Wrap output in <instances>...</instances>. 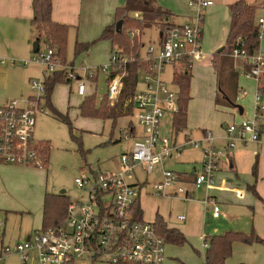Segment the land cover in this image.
<instances>
[{
    "label": "built area",
    "instance_id": "2783aa9c",
    "mask_svg": "<svg viewBox=\"0 0 264 264\" xmlns=\"http://www.w3.org/2000/svg\"><path fill=\"white\" fill-rule=\"evenodd\" d=\"M214 4L213 0H191L188 5L195 9L194 22L173 25L160 36L157 44L147 47L142 61L150 67L143 74L134 97L130 100L143 137L137 139L131 152L121 156L122 171L92 172L75 179L78 188L86 191L85 202H71L68 217L55 230L35 233L31 239L17 243L13 248L1 247V253L19 255L23 264H74L87 260L92 264H164L166 242L158 235L154 223L137 221L134 207L139 203L141 191L151 189L156 194L165 195L176 187L177 195L188 198L189 192L180 185L177 173L166 167L168 160H177L184 145L173 142L161 130L162 122L169 113L173 116L177 110L178 93L167 87L162 75L167 66L173 68L186 64L192 68L204 58L201 46L203 36V16L201 12ZM258 44L253 52L247 49L245 38L238 37L233 43L229 55L235 61H241L238 68L240 77L252 80L256 84L255 114L253 122L248 120L240 124H228L223 127L226 150L220 151L215 145L216 137L211 131H205L201 141H189L186 144L200 147L208 143L201 171L196 175L192 186L197 189L204 186L207 191L216 188V175L219 163L227 152L235 149L237 142L260 143L264 133V52L260 42L264 40V18L258 19ZM140 32L130 31V36ZM128 57L120 58L112 54L110 67L90 69L91 77L102 72L111 73L114 65L126 64ZM17 62L23 66L36 64L40 67V79L33 78L30 89L35 94L22 102L12 100L0 107V164L17 166L45 167V148L39 147L35 139L37 113L45 112L47 100L46 80L53 73L67 69V78H78L74 70L64 67L61 60L54 57L52 49L46 53L40 50L31 59L19 61L15 58L0 57V65L14 66ZM80 79V78H78ZM122 76L109 80L108 100L115 102L122 90ZM85 83L78 84V94L85 95ZM130 134L125 133L128 138ZM144 167L147 176L160 171L161 179L144 187L131 183L135 178L134 170ZM211 205L213 216L221 217V206L217 197L209 195L205 201ZM183 219V217H181ZM3 223L0 221V229ZM205 247L209 246L205 244Z\"/></svg>",
    "mask_w": 264,
    "mask_h": 264
},
{
    "label": "rangeland",
    "instance_id": "374dc122",
    "mask_svg": "<svg viewBox=\"0 0 264 264\" xmlns=\"http://www.w3.org/2000/svg\"><path fill=\"white\" fill-rule=\"evenodd\" d=\"M262 2L263 0L250 1L254 7L256 25H258V18L264 16V6ZM137 31L138 30H135L133 32ZM138 32H140V35L136 36L143 44L141 54L145 55L146 49L149 45L158 43L160 38V27L154 25L146 29L142 36L141 31ZM74 46L75 40L73 39L69 41L68 37V45L66 47L65 56L66 63L71 64V66H67L65 64H63V66L70 67L72 72L74 70V75L81 79L75 78L68 83L57 84L54 90H52L50 99L54 108L69 116L73 126L75 127V139L71 136L68 127L64 123L56 120L52 116L53 113L51 112L49 106L45 104V112L37 113L35 137L51 145L47 167L40 168L39 166L12 165L11 167L26 168L32 172L25 176H21L19 172H12L13 169H8L9 171H4L6 172L4 177L2 176L3 180L6 178V184L17 186L19 188H22V186L26 187L28 192L18 195V197L29 201L30 205L36 209L46 192L59 195L63 193V195L68 197L71 202H85L87 199L86 191L78 188L75 183V179L83 174H88L91 169L92 171L97 172H121V156L123 153L131 151L134 144L125 137L127 127L131 124L142 131V127L139 125L136 118V111H133L132 114L119 117L115 121L110 119L103 121L101 119L84 118L81 116L78 108L84 101V98L88 96H95L97 103H100V99H102L103 95L106 94V84L103 74L99 76L97 82H92L88 75L90 74V68L96 69L97 67L111 66L112 45L109 41H98L90 47L88 53H83L79 56L75 55ZM48 49L49 47L46 44V38L42 35L40 52L46 53ZM203 51H205V49H203ZM18 59L19 61H22L21 58H17V60ZM205 59L206 58H204V60ZM200 65L201 64L196 63L192 70L193 78L190 90L192 100L190 101L188 107L187 129L175 132L170 126V117L166 118L167 136L170 137V131H173L174 135L177 136L178 144L184 145L177 160H168L166 162L167 168L172 171L191 173L193 172L194 165L199 166L203 163L205 151L209 147L208 143L203 142L198 148L186 143L190 140L193 142L201 141L204 138L202 129H204L205 126L207 129L211 130L214 136L217 137L215 144L218 150H226L224 147L227 146V144L222 139L223 130L221 124L223 122L221 121L223 120L225 123H229L230 120L226 119H230L232 110L229 108H214V105L211 109H209V101L206 99L202 100L206 89H204L205 82L201 81L203 69L199 68ZM0 67H6V65ZM12 68L20 71V73L22 70L28 68L25 73V76H27L25 88L27 90L24 94V99L28 98L29 95L35 96L30 89L29 79L31 77L37 79L42 78L38 69L33 65L24 67L20 62H17ZM173 75V66H167L164 74L162 75V80L167 87L175 90L176 88L172 82ZM16 79L17 77L14 76L13 72H11L10 80ZM82 82L85 83L87 89V94L84 97L78 96L76 91L78 84ZM241 84H248L252 86L254 85V82L240 78V85ZM139 88H141V86H139ZM239 94L240 99L244 98L243 96L245 94L247 95L242 101L238 102V104L246 106V111L237 122H244L246 119L249 122H253L256 107L255 97L251 95V92L248 91V89L247 93ZM195 95L197 99L193 101V97ZM2 96H6V93H0V99ZM112 104V101L107 100L105 106L110 107ZM217 131H220V134L216 133ZM263 135L264 133L261 134V137ZM250 144L251 143L237 142L235 149L229 151L230 154L241 148L249 151V153L243 155L242 157L235 158V160H233V171L230 170V161L228 159L220 161L219 163V170H223L222 173L224 175H227L229 179H233L232 181L236 180L239 182V184L237 183L232 186V188H238L243 191L244 194L241 195L240 193L234 192L226 195V201L224 203L221 201L222 218L213 219L212 215H206L205 238L208 246L212 237L224 235L229 232H243L249 234L252 229L255 230L256 228L264 232L263 208L260 206V202L247 188V184L255 185L259 194L264 197V179L260 178L259 173L255 176L253 169L258 151H251L252 149L248 146ZM39 147H42V145L39 144ZM0 166L10 165L0 164ZM143 169L144 167H138L133 171L139 181H144L145 179ZM153 178L154 177L150 178V184L154 182V180H151ZM229 181L230 180H228L230 188L231 184ZM130 182L136 183L135 178L131 179ZM42 183L43 190H41L42 186H40ZM195 191L196 194L193 198L203 201L206 197L205 187L201 186ZM157 198L156 194L150 196L142 193L141 205L143 207L144 220L152 221L154 219V217H152V210L147 208L146 204L151 203L150 207L155 206ZM170 201L172 205V208L170 209L172 213V220H174L178 215L186 214L184 212L186 207V202L184 200L174 199ZM0 206L2 205L0 204ZM9 206V204H4V207L2 209L0 208V219L5 221V213L8 212L7 229L6 235L4 236L3 246L13 248L17 243H23L26 241L24 233L31 229V218L29 219V217H24V222L21 223L20 217L17 214L11 215L12 212H9ZM207 206L209 208V212L211 213V205ZM20 231L21 234H19ZM1 235L2 233L0 232V236ZM1 247L2 246L0 244V250ZM201 251H203L202 248L200 252ZM205 253L206 251H204V254ZM240 262H244L245 264H264V246L262 244L247 245L242 242L234 243L232 257L226 262V264H239ZM0 264L23 263L19 255L14 253L5 255L0 251ZM74 264L92 263L84 260L76 261ZM96 264L106 263L98 262ZM179 264L187 263L180 259Z\"/></svg>",
    "mask_w": 264,
    "mask_h": 264
},
{
    "label": "crops",
    "instance_id": "0c3cea01",
    "mask_svg": "<svg viewBox=\"0 0 264 264\" xmlns=\"http://www.w3.org/2000/svg\"><path fill=\"white\" fill-rule=\"evenodd\" d=\"M129 1L130 0H52V5H53L52 19L56 23L64 24L70 27L69 41L74 39L75 43L76 42L91 43L97 40L101 36L103 30L114 22L116 9L125 6L126 4L129 3ZM190 1L191 0H156L154 6L161 7L163 10L169 12L172 15L171 21L173 24L182 25L185 23L194 22L196 11L195 9L189 7L188 3ZM237 1H244L248 6H252V3H250L251 0H213L214 4L211 7L201 12L203 16V36L201 40V46H202V50L205 49V51L203 52L205 53L204 58L206 59L204 60L203 58V60L197 64H201L199 68L203 69V74H201L202 75L201 81L205 82L204 89H206V92H204L205 93L204 98H202V100L206 99L207 101H209V109H211L214 105V108L217 107L229 108L230 110H232L230 114V119H226V120H230V122L225 123L223 120L221 121L223 122L221 124L222 130L225 125L233 124V123L234 124L242 123L243 121L242 122H237V121L241 119V117L246 111L245 110L246 106L238 104L239 101H242L247 96L246 94L243 96L244 98L241 99L239 97L240 96L239 94L234 102V105H240L242 107L243 109L242 115L240 114L239 110L234 106L220 105L219 103H217V98H218L217 94L219 91L218 77L215 69L213 68L214 53L217 50L225 48L227 45L228 35L231 26V13L229 7L230 5L236 3ZM32 2L33 0H0V56L3 57L9 56L7 58L17 57V58H21L22 60L25 59L27 60L33 58L31 56L37 54V52L40 50L41 41L39 42L37 40V37L32 29V21L34 19ZM262 3L264 6V0ZM141 6L142 5L139 2H137L135 5L137 9H140ZM262 17L264 18V16H261L259 18ZM254 18L256 19L255 14H254ZM36 42L39 43L37 52H35L33 49V44ZM259 46L261 51L264 52V40L260 42ZM88 52L89 51H87L86 53ZM232 63L234 66V70L236 71L238 76V87L240 89V93H247V89H248V91L251 92V95L255 97L256 84L254 81H253L254 85L252 86L248 84L240 85V78L242 77H240L238 74V68L241 65V61L233 60ZM29 65L35 66L38 69V72L40 73V67L38 65L36 64H29ZM194 65L192 66V70ZM12 67L13 66L10 65L8 66L6 65V67H0V93H6V96H2L0 99V107L6 105L12 100H19L22 102V104L23 101L25 100L24 94L26 93L27 90L25 88L27 82V76H25V73L27 72V69L29 67L22 70L21 73L20 71ZM173 69H174V75H173V80H174V77L178 73L180 66H177L176 68ZM11 72H13L14 76L17 77L16 80H10ZM101 74H103L104 81L106 84V94L103 95L104 97L107 96L108 93V82H106V80L108 79L107 75L100 72L94 77H91V73H90L88 77L92 82H97ZM33 78L34 77H31L29 79V85ZM192 78H193V73H192ZM139 86L143 88L142 84L138 85L137 88H139ZM76 91H77V95L80 96L78 94V86ZM174 91H177V88ZM86 94H87V89H85V95ZM84 96H80V97H84ZM29 97H31V95H29L28 98ZM193 98H194L193 101H195L197 99L196 95ZM102 99H100L99 102H101ZM115 102H113V104ZM50 104L53 106L51 101ZM133 111H135L134 108L132 109V112ZM167 117H170V126L172 128V115L168 113L165 119L163 120L161 126L162 133L166 136H167L166 133ZM202 131L204 134L205 131H211V130L207 129L205 126V128L202 129ZM125 132L130 134L127 139L129 141H132L133 143L137 139L143 137V132L140 131L136 126L131 124L127 127ZM219 132L220 131H217L216 133ZM222 133H223L222 139L224 140L223 138L224 131ZM170 135H171L170 136L171 140L173 142L178 143L177 136L174 135L173 131H170ZM35 139L44 148L46 147L45 142L37 139L36 137ZM261 141H264V135L262 136ZM248 146H250V148L252 149V150L250 149L251 151H258V154H256V160H258L257 174L259 173L260 178L264 179V147H262L260 143H251ZM248 146H244V147H248ZM225 148L226 146L224 147V149ZM129 152L123 154H127ZM247 153H249V151L244 148H241L236 152H233L232 154H230L228 151L227 155L224 158H222L221 161L228 159L230 161V170L233 171L234 169L233 160H235V158H240ZM11 166L12 165L0 166V204L2 205L0 206V208L2 209L4 207V204H9L10 205L9 212H12L11 215L17 214L20 217L21 223L24 222L23 220L24 217H29V219L31 218L30 221L31 229H29V231H26L24 233L25 240L28 241L29 239L32 238V236L35 233L40 232L42 229L44 198L46 193L48 192L44 194V197L42 198L37 209L31 206L29 201L18 197V195L28 192V189L23 186L22 188H19L17 186H11L9 184H6V178H4V180L2 178V176L4 177V174H6V172L4 171H9L8 169H13L12 172H19L21 176H25L31 173L32 171H29L26 168L11 167ZM201 168H202V164L199 166L194 165L193 172L191 173L178 172L173 170L180 177L181 180L180 185L183 186L189 192L188 198H185V196L183 195H177L176 187L168 190L165 195H160V196L151 189L143 188V190L141 191L139 204L142 210V219L144 220L143 207L141 205L142 193L150 196L156 194V197L158 198L156 199L157 203H155V206L150 207L151 203L146 204V207L152 210V215H153L152 217H154V219L152 221H147V220L144 221L154 223L157 216L159 215L164 219L168 228L179 230L181 233L184 234L186 238V243L184 244L185 246L182 247L174 244H167L166 258L164 264H179L180 259L184 260L187 264H205L206 253L204 254V251H207L208 249L205 247V244H207L205 238L206 215L207 216H209V214L210 216L212 215L213 219L222 218V217L215 218L213 216L212 207H211V213L209 212V208L205 204L207 197L209 195L217 197V200L221 206V201L223 203L226 201L227 199L226 195H228V193L236 192V193H240L241 195L244 194L243 191H241L240 189L232 188V186L236 185L237 183L239 184L238 181L236 180L232 181L233 179H229L227 175H224L222 173L223 170H219V172L216 175V188L211 191H207L205 189L206 197L204 196L205 199L203 201L194 199L193 197L196 194L195 191L196 189L193 188L192 183L196 175L201 171ZM92 172H97V171H92L91 169L88 174ZM144 174H145L144 181H139L135 175V181H136L135 184L144 187L145 183H149L151 177H154L153 179H151L154 181H158L162 178L160 175V171L150 176H147L145 172ZM228 180H230L229 181L231 184L230 188H229ZM40 186H42L41 190H43V183ZM53 195H59V194H53ZM60 195H63V193H61ZM262 198L264 199V197ZM174 199H181L186 202V207L184 210L186 214L178 215L175 217L174 220H172V213L170 211L172 205L170 200H174ZM260 206H262L261 203ZM7 214L8 212L5 213V217H4L5 221L3 219H0V221L3 223L0 229V232L2 233V235L0 236V244L2 247H4L3 241L7 229ZM181 217H183V219H181ZM255 230L257 234H259L258 236L264 238L263 231H260L258 228H256ZM19 234H21V231L19 232ZM201 248L203 251L200 252ZM239 264H245V263L240 262Z\"/></svg>",
    "mask_w": 264,
    "mask_h": 264
},
{
    "label": "trees",
    "instance_id": "16d2710c",
    "mask_svg": "<svg viewBox=\"0 0 264 264\" xmlns=\"http://www.w3.org/2000/svg\"><path fill=\"white\" fill-rule=\"evenodd\" d=\"M156 0H130L125 6L119 7L115 11L114 22L107 26L101 36L91 43H75V55L79 56L89 51L90 47L98 41H109L112 45V54L117 53L120 58L128 57L130 59L126 64L119 63L114 65L106 82L115 76H122L123 87L116 100L110 107L105 106L108 100L104 96L100 103H97L95 96H88L79 106V112L84 118H96L105 120H116L124 115L132 114L133 106L128 104L134 97L140 78L143 74L149 73L150 67L142 61L141 49L142 42L137 36H130L129 31L143 32L157 25L160 27V36L167 28L175 25L172 23V15L163 10L161 7L154 6ZM139 2L142 6L140 9L135 7ZM34 19L32 21V29L37 40L40 42L42 35L46 38V44L49 49L54 52V57L61 60L62 64L71 66L66 63V47L68 45V37L70 27L59 24L52 19V0H33L32 2ZM231 13V26L228 35L227 45L225 48L217 50L214 53L213 68L218 77V98L217 103L220 105L233 106L236 97L240 93L238 87V76L233 66V59L229 55V51L238 37L245 38L247 41V49L253 52L258 44L259 27L255 23L254 7L248 6L244 1H237L229 7ZM122 21L120 32L116 31V24ZM141 38V37H140ZM47 100L46 104L53 113L52 116L64 123L70 130L71 136L75 139L74 130L68 115L60 112L50 104L52 90L59 83H68L71 80L67 78V70H60L46 80ZM191 82L192 68L186 64H181L178 73L175 75L173 84L177 88V110L172 116V128L175 132L183 131L187 128L188 107L191 101ZM264 93V88H263ZM46 163L48 164V156L51 151L50 144L45 145ZM258 160L254 163V175L257 176ZM249 191L262 204L264 211V199L260 196L255 185H247ZM69 198L64 195H53L46 193L43 205L42 229L40 232L45 233L50 230L59 228L69 213ZM137 221H142V210L140 204L134 207ZM154 226L159 236H161L166 244H174L182 246L186 243L183 233L177 229L168 228L166 222L161 216H157ZM236 242H242L247 245L262 244L264 246V238L258 236L256 231L252 229L249 234L243 232H229L224 235L214 236L210 239L209 247L206 251L205 264H226L227 260L232 257L233 246Z\"/></svg>",
    "mask_w": 264,
    "mask_h": 264
},
{
    "label": "water",
    "instance_id": "95a60500",
    "mask_svg": "<svg viewBox=\"0 0 264 264\" xmlns=\"http://www.w3.org/2000/svg\"><path fill=\"white\" fill-rule=\"evenodd\" d=\"M122 24H123L122 21H120V22H118L116 24V31L117 32L121 31ZM38 47H39V43L36 42V43L33 44V49H34L35 52L38 51ZM233 106L239 110L241 115L243 114V109H242V107L240 105H233Z\"/></svg>",
    "mask_w": 264,
    "mask_h": 264
}]
</instances>
